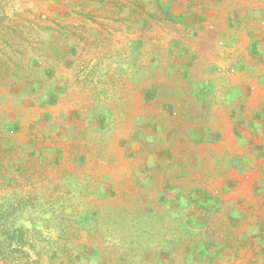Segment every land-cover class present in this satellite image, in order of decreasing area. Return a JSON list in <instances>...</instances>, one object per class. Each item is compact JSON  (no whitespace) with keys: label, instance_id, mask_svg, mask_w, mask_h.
I'll list each match as a JSON object with an SVG mask.
<instances>
[{"label":"rangeland","instance_id":"obj_1","mask_svg":"<svg viewBox=\"0 0 264 264\" xmlns=\"http://www.w3.org/2000/svg\"><path fill=\"white\" fill-rule=\"evenodd\" d=\"M261 78L264 0H0V264H264Z\"/></svg>","mask_w":264,"mask_h":264},{"label":"crops","instance_id":"obj_2","mask_svg":"<svg viewBox=\"0 0 264 264\" xmlns=\"http://www.w3.org/2000/svg\"><path fill=\"white\" fill-rule=\"evenodd\" d=\"M240 82L241 80L238 85H241ZM251 83L253 84L244 91L243 96L234 102L232 116L220 113L214 119V125H210L206 129L211 137L227 138L232 149L237 152H243L246 148L245 133L247 130L264 127V79L261 78ZM206 144L220 149L223 142Z\"/></svg>","mask_w":264,"mask_h":264}]
</instances>
